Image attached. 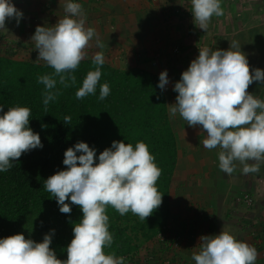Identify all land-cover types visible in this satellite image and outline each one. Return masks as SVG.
Segmentation results:
<instances>
[{
    "label": "clouds",
    "instance_id": "1",
    "mask_svg": "<svg viewBox=\"0 0 264 264\" xmlns=\"http://www.w3.org/2000/svg\"><path fill=\"white\" fill-rule=\"evenodd\" d=\"M65 15L53 26H37L31 42L38 57L54 69L51 74L38 77L43 84V104L47 112L50 102L61 94L57 85L64 88L76 84L73 74L88 55L93 38L103 48L93 27H86V16L80 3L60 0ZM195 25L207 31L212 18L223 16L221 0H190ZM23 12L12 0H0V31L7 30L6 22L14 19L19 26ZM95 70L83 79L76 99L95 95L100 88L99 100L110 95V86L100 84L101 68L105 64L102 51L92 57ZM167 70L160 73L158 87L169 84ZM259 82L264 84V70H252L247 54L237 41H230L228 50L199 48V55L174 85L178 93L171 104L172 116L180 117L193 128L201 127L206 133L202 143L205 149H219V169L232 175L237 165L242 173H258L264 164V99L248 91ZM0 172H7L22 155L42 148L41 136L30 125L31 109L10 107L4 112L0 106ZM71 116L64 117L71 124ZM46 127V126H42ZM80 153V155H77ZM94 148L77 142L64 153L66 170L57 171L44 181V188L59 205L62 214L70 215L71 205L79 206L83 217L73 227V239L68 245L67 259L57 258L52 249L55 230L46 234L42 242L28 239L23 234L0 239V264H125L123 256L108 253L114 243L109 231L107 206L121 216L129 213L145 221L163 202L157 188L162 169L145 142L135 146L114 141L98 157ZM70 201V203L68 202ZM199 252H193L195 264H256L260 255L255 246L238 240L222 230L218 235L199 238Z\"/></svg>",
    "mask_w": 264,
    "mask_h": 264
},
{
    "label": "trees",
    "instance_id": "2",
    "mask_svg": "<svg viewBox=\"0 0 264 264\" xmlns=\"http://www.w3.org/2000/svg\"><path fill=\"white\" fill-rule=\"evenodd\" d=\"M15 55H0V106L4 112L10 107L30 108L29 126L39 133L43 147L25 153L13 161L9 171L0 172V239L23 234L42 242L46 234L55 230L51 247L58 259L66 260V249L74 238L73 227L83 213L79 206L71 205V214H62L56 199L44 188V181L57 171L66 170L64 153L77 142L94 148L98 163L99 155L114 141L133 146L142 141L162 169L156 186L164 195L163 202L145 221L131 211L121 216L107 206L114 243L106 251L123 256L125 264H141L142 248L159 237H163L164 249L172 251L179 235L173 238L167 234L171 233L170 190L178 161V140L169 117L166 89L158 87L159 76L140 68L125 70L105 63L99 83L109 84L110 95L99 100L98 85L95 95L77 100L75 93L82 87L83 79L95 70L92 59H85L73 73L76 84L68 88L58 84L61 94L49 103L46 112L45 87L37 80L54 69L46 63L16 59ZM66 116H71V124L64 123Z\"/></svg>",
    "mask_w": 264,
    "mask_h": 264
},
{
    "label": "crops",
    "instance_id": "3",
    "mask_svg": "<svg viewBox=\"0 0 264 264\" xmlns=\"http://www.w3.org/2000/svg\"><path fill=\"white\" fill-rule=\"evenodd\" d=\"M231 1L234 4L235 0ZM12 2L24 15L19 26L14 19L8 20L7 30L0 31V55L17 52L15 58L23 60V56H18L19 48L31 43L37 26H53L59 18H63L64 4L60 0ZM73 2L82 5L86 27H93L104 45L102 49L98 48L94 37L86 59H92L96 52L102 51L105 63L115 68H140L158 76L165 70L168 72L170 82L165 87L166 97L170 121L178 140V161L170 190V221L176 220L182 227L186 226L184 230L181 227L176 236L179 244L182 242L184 246L180 249L181 252L173 253L175 264H186L185 258L192 257L196 250L199 252L201 236L218 235L222 231L219 227L230 225L229 223L240 225L237 239L255 246L260 253L256 264H264V164H261L258 173L245 175L242 173V166L237 165L236 171L227 175L219 169V149L209 151L204 148L202 141L206 138V133H201L202 128L188 126L179 113L172 116L169 106L176 103L178 93L173 90L175 83L180 81L182 73L198 57L199 48L228 50L230 41L226 37L229 35L215 37L214 45L212 43L209 46L208 41L211 39L208 36L217 32L215 26L218 24L214 20L205 32L200 28L197 31L198 27L190 21V15L178 17L174 11L170 15L174 7L190 11V0ZM221 2L222 8L226 6L223 4L224 0ZM233 4L229 7L230 10ZM190 13L192 15L191 11ZM183 17L186 18L185 22L181 20ZM206 38V42L200 43V39ZM239 45L242 50L244 46ZM156 57L157 61L154 60ZM256 84L253 83L249 88H255ZM262 96L261 99L264 94ZM196 175L199 176L198 183L195 181L196 187H192L190 182ZM152 257L154 260L156 256ZM145 263L144 260L141 261V264ZM150 263L151 261L147 262Z\"/></svg>",
    "mask_w": 264,
    "mask_h": 264
},
{
    "label": "rangeland",
    "instance_id": "4",
    "mask_svg": "<svg viewBox=\"0 0 264 264\" xmlns=\"http://www.w3.org/2000/svg\"><path fill=\"white\" fill-rule=\"evenodd\" d=\"M224 1L225 2L223 4L224 5L226 4V6L223 7V9H225V14H224L225 17L214 16L212 18V20L216 22V25L218 24L217 26H215L216 27L215 30L217 32L216 34H210V36H208L209 39H211L208 41V45L211 46L213 40H216L215 37L219 38L222 35H225V37L229 35V37H226L228 41L237 40L239 44H242L244 46L242 51L245 54H247L252 70H255L256 68H260L264 70V0H235L234 4L233 1L231 0H224ZM232 4L233 7L232 10H230L229 7L232 6ZM173 9L170 11V15L172 11H174V14L178 15V17H182V15H184L185 13H188L186 15L187 16L190 15L191 16L190 21L194 23L193 15L189 14L191 9L188 12L187 10H184V8L181 7L179 8L174 7ZM177 11H179V13H177ZM183 18H181V20L185 22L186 18L184 19ZM221 22H223V24H221ZM197 31H200V29L197 28ZM207 40L208 38H206V40L200 39V43H204ZM31 43H27L28 46L26 45L23 46L22 48L20 47L19 48L20 50H18V56H23V59L32 60L34 62L38 57V51L35 49L34 43L32 44V47H29V44L31 45ZM154 60L157 61L158 57L154 58ZM156 61L154 64H156ZM40 63H45V62L40 61ZM256 83L257 84L255 88L251 87L249 88L248 91L251 92L252 94L256 93L257 96L259 95V97L262 98L263 97L262 93L264 91V84H261L259 82ZM198 179L199 176L197 175L196 178L191 179L192 181L190 183L192 184V187H196L195 181L198 183ZM204 204L206 205V203ZM178 223L179 222L176 220L170 221V231L172 234L171 233H167V234H170L173 238L178 234V231L182 227V225ZM229 224L230 225L227 226H220L219 229L228 231L237 238L240 234L238 230L240 225L236 223L235 224L229 223ZM182 229L183 230L186 229V226H183ZM175 239H176L175 241L176 243L179 242V239L177 238ZM162 241H163V237L161 238L159 237L156 238L155 241L146 244V246H144L141 250V255L139 256V262L144 260L146 262L145 264H147V262L150 261H151L150 264H152L153 262L154 264H166V262H169V264H175L176 261H174L172 257L173 253L181 252L182 250L180 249L184 246V243L181 242V244H178L177 247L174 246L173 248H171L172 251H169V249L168 250L164 249L165 244ZM195 252H197V250ZM154 255L156 257L153 260L152 256ZM148 257L150 258L152 257V258L149 259ZM184 260L186 261L185 262L186 264H195V261L192 259V257L185 258Z\"/></svg>",
    "mask_w": 264,
    "mask_h": 264
},
{
    "label": "built area",
    "instance_id": "5",
    "mask_svg": "<svg viewBox=\"0 0 264 264\" xmlns=\"http://www.w3.org/2000/svg\"><path fill=\"white\" fill-rule=\"evenodd\" d=\"M188 12V11H187ZM177 13H179V11H177ZM185 13V12H184ZM186 14H188V13H185L184 15H182V16H185ZM189 14H191L190 12H189ZM177 245H178V243H176L174 246L175 247H177Z\"/></svg>",
    "mask_w": 264,
    "mask_h": 264
}]
</instances>
